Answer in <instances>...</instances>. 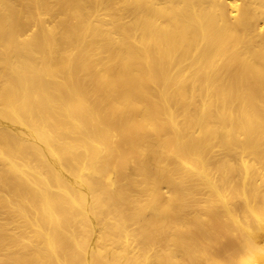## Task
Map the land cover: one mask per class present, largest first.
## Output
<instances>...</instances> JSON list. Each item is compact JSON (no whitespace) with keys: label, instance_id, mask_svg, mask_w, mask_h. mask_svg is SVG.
Masks as SVG:
<instances>
[{"label":"bare ground","instance_id":"bare-ground-1","mask_svg":"<svg viewBox=\"0 0 264 264\" xmlns=\"http://www.w3.org/2000/svg\"><path fill=\"white\" fill-rule=\"evenodd\" d=\"M0 264H264V0H0Z\"/></svg>","mask_w":264,"mask_h":264}]
</instances>
